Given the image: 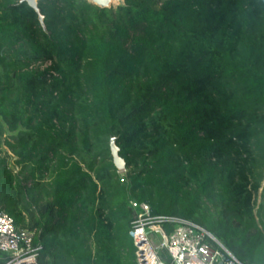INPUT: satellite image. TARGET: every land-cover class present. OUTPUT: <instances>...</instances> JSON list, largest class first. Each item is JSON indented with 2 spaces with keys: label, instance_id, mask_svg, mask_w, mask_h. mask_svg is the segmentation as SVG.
<instances>
[{
  "label": "trees",
  "instance_id": "trees-1",
  "mask_svg": "<svg viewBox=\"0 0 264 264\" xmlns=\"http://www.w3.org/2000/svg\"><path fill=\"white\" fill-rule=\"evenodd\" d=\"M21 1L0 0V210L39 263L136 264L135 202L264 264V0H38L44 29Z\"/></svg>",
  "mask_w": 264,
  "mask_h": 264
},
{
  "label": "built area",
  "instance_id": "built-area-1",
  "mask_svg": "<svg viewBox=\"0 0 264 264\" xmlns=\"http://www.w3.org/2000/svg\"><path fill=\"white\" fill-rule=\"evenodd\" d=\"M129 207L133 221L128 236L136 264H243L202 227L154 215L146 204L130 202ZM38 236L36 231L17 227L0 210V264H39Z\"/></svg>",
  "mask_w": 264,
  "mask_h": 264
},
{
  "label": "water",
  "instance_id": "water-1",
  "mask_svg": "<svg viewBox=\"0 0 264 264\" xmlns=\"http://www.w3.org/2000/svg\"><path fill=\"white\" fill-rule=\"evenodd\" d=\"M88 4L93 5L99 9H111L114 5L117 7L123 6L124 0H86ZM25 3L30 9H32L38 16V21L41 27L44 29L43 17L40 15L37 3L38 0H22L21 3ZM109 149L112 157L113 165L116 170L120 172L125 171V162L119 157V149L115 145V139L111 138L109 141Z\"/></svg>",
  "mask_w": 264,
  "mask_h": 264
},
{
  "label": "rangeland",
  "instance_id": "rangeland-1",
  "mask_svg": "<svg viewBox=\"0 0 264 264\" xmlns=\"http://www.w3.org/2000/svg\"><path fill=\"white\" fill-rule=\"evenodd\" d=\"M117 6L116 5H114L113 7H112V9H114V8H116ZM4 151H6V150H4ZM14 161V159L13 158H11L10 159V163H12ZM15 171H17V169H15ZM120 174L121 175H123L124 174V172H120ZM40 264V263H39Z\"/></svg>",
  "mask_w": 264,
  "mask_h": 264
}]
</instances>
